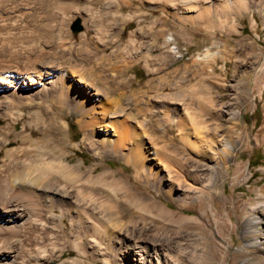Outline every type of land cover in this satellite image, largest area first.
Here are the masks:
<instances>
[{
	"label": "bare ground",
	"instance_id": "6f19581e",
	"mask_svg": "<svg viewBox=\"0 0 264 264\" xmlns=\"http://www.w3.org/2000/svg\"><path fill=\"white\" fill-rule=\"evenodd\" d=\"M137 2L141 8L145 6L141 13H123ZM94 3L101 5L96 9ZM254 8L263 11L264 0H0V264H51L69 249L77 256L58 264H111V260L148 264L146 259L152 254L160 258L176 252L170 234L157 230L148 239V228L136 219L124 220L120 205L123 199L135 200L142 204L141 210L156 211L181 223L188 222L186 216L158 204L155 197L133 191L121 173L109 168L98 173V163L87 168L71 163L65 149L58 145L50 149L34 138L33 126L42 124L47 131L63 133L70 126L66 116L75 113L92 150L123 158L134 167L136 178L152 182L170 200L183 199V203H177L191 210L189 198L197 193L211 197L217 191L218 176L223 171L216 164L228 163L237 141L223 127L224 117L229 114L225 95L216 97L211 90L215 82L226 79L230 57L241 58V51H251L252 47L255 59L251 66H256L264 48L252 42L234 49L235 44L229 48L230 44L218 40L194 55L193 62L184 63L178 73V87L199 96L193 104L183 97V90L182 95L175 91L169 94V101L148 97L145 89L136 87L132 78L125 76L126 68L139 59H144L147 66L151 63V50L136 47L140 38L155 41L163 37L162 45L167 46L163 58L174 62L180 53L177 45L169 44L177 36L192 37L184 32L189 24L204 29L213 38L221 33L241 35L238 25L242 14ZM157 10L163 15L154 17ZM74 15H80L86 26L81 40L92 39L96 48H106L109 36L122 37L125 26L130 25L128 54L121 66L113 60L100 65L95 59L92 64L93 56L87 48L73 50L68 46L66 39ZM251 18V23L257 25L254 13ZM104 19L105 25L91 31L92 22ZM171 24L178 27L171 28ZM156 58L161 59V55ZM89 61L91 65L86 63ZM219 61L217 77L215 64ZM245 65L241 58L234 70ZM104 69H108L109 77L102 74ZM156 69L149 68L154 72ZM177 70L174 67L173 71ZM192 78L196 85L186 88ZM153 81L149 80L156 88ZM190 113L193 119L189 121ZM27 115L30 131L26 133L28 128L20 131L17 125ZM207 115L221 121L211 129ZM149 116L179 128L178 138L186 149L207 162L192 172L184 166L176 170L179 181L182 177L187 180L188 190L183 194L177 191L176 182L168 179L173 169L166 170L163 165L171 164L175 155L170 154L167 141L160 148L149 136ZM1 120L7 124L2 125ZM16 137L21 138V144H14ZM188 175L192 177L188 179ZM211 201L216 204L215 199ZM216 211L219 213L220 207ZM252 221L264 223V204L250 209L242 223ZM134 248L144 260L134 258ZM162 260L170 264L169 258Z\"/></svg>",
	"mask_w": 264,
	"mask_h": 264
},
{
	"label": "rangeland",
	"instance_id": "374dc122",
	"mask_svg": "<svg viewBox=\"0 0 264 264\" xmlns=\"http://www.w3.org/2000/svg\"><path fill=\"white\" fill-rule=\"evenodd\" d=\"M139 3L133 4L129 9H124L123 13L134 11L135 13H141L145 6L141 8L142 4ZM100 5V3H94L92 7L97 9ZM87 6L85 4L84 7ZM252 13H254L258 21L257 25L251 23ZM262 13L264 14V9L261 11L258 8H254L252 12L242 14V20L238 25L241 35L230 36L221 33V36L213 38L204 29L201 30L189 24L188 26L190 27L184 28V32L190 33L192 37H189V35L186 36L187 38L177 36L174 40L175 42L172 41L169 44L171 47L174 44L177 45L180 53L174 62L169 58H163V53L167 49V46L162 45L163 37L155 41L151 40V38H140L136 47H139V49L140 47H148L151 50L149 55L153 61L151 60L148 66L149 68L157 69L155 72L149 70L146 61L139 59L133 63L128 62L130 64L127 65L125 76L132 78V82L136 87L145 89L148 97L169 101L171 99L168 98V95L174 93V91L182 95L183 88L178 87L180 80L178 75L183 64H191L194 55L203 51L213 41L219 40L230 44L228 45L229 48L235 44L234 49L238 48L241 43L250 46L249 43L252 42L257 48H264V15L262 17ZM161 15L163 13L159 10L155 11V13L153 12L154 17ZM77 21L80 29L74 31L73 25ZM106 23L107 19H104L103 22L99 20L92 22L91 31H95V29ZM197 25L201 26V24ZM129 26V24L125 26L122 37L109 36L107 39L110 41V45L106 48H96L95 43L91 42L93 41L92 39L88 41L81 40L80 35L86 31V26L83 24V19L80 15H74L69 25L70 34L66 41L73 50L87 48L93 56L91 59L92 64L95 59L101 62L100 65L106 64L107 60H113L111 62L121 66L128 54L126 46L130 38L128 34ZM170 27L177 28L178 25L175 24V26L172 25ZM250 48L251 51L248 48L241 51V58L247 65L238 68L239 70H234V65L241 58L229 56L226 79L222 83L215 82L216 84L212 88L213 91L211 90L216 97L225 95L224 102H226L225 105H228L226 110L229 111V114L224 117L223 127L226 126L227 130L236 136L237 141L232 148L228 163L220 162L216 164V167L218 169L221 168V172L223 171V174L218 176L217 191L213 192L212 198L200 193L189 198L187 203L191 205V210L187 211L177 203V201L183 203V199L179 200L176 197L174 200H170L169 196L164 191H159L152 182L136 178L134 167L127 164L123 158L101 149L92 150L83 138L84 134L75 118V113L72 112L66 116L70 126L64 129L63 133L57 134L56 132L47 131L41 127L42 124L39 127L33 126L34 129L32 128L34 138L46 143L50 149L55 145L65 149L68 152L66 153L69 155L71 163H81L84 168L98 163L99 165L96 169L98 173L105 168L121 173L127 179L133 191L147 197H155L158 204H163L178 215L186 216L189 219L188 222L181 223L179 220H169L167 216L158 215L156 211L141 210L140 206L142 204L135 200L126 202L123 199V193L120 192V198L123 199L120 206L124 220L136 219L141 225H145L149 231L148 239H151L153 233L157 230L170 234L173 246L176 247V252L167 254L168 256L166 257L159 258L157 254H152L146 259L148 264H163L162 258H169L170 264H264V223L259 224L256 221H252L249 224L247 222L242 223V220L250 215V209L264 204V49L263 54H259L258 64L251 66L253 57L255 59V51L252 50V47ZM158 55H161V59L156 58ZM86 63L91 65V61ZM220 64V61L215 64L217 68L215 75L217 77H219ZM174 67H178V70L175 71L176 73L173 71ZM189 71L190 68L187 72ZM187 72L186 74H189ZM102 74L104 77H109L108 69H104ZM150 79L154 80L153 84L156 88L152 87L149 82ZM190 85H196V79L192 78L187 81L185 87L187 88ZM197 95L196 92H184L183 90V97L186 96L185 99L191 104L199 100ZM214 106L216 108L219 107L217 101L214 102ZM192 115L190 113L189 121L193 119ZM28 116L24 120L19 121L18 130L22 131L24 128H28L26 133L30 131L29 126H26L27 121L30 119V116ZM149 117L147 124L149 136L160 148L167 141L171 146L170 154L173 153L175 155V159H172L171 164L167 166L166 163H163V165L166 170L173 169V174L170 173L168 179L175 181L177 191L183 194L184 191L188 190L187 180L182 177L180 182L177 179L178 176L176 177V170H180L184 166L185 169L187 168V170L192 172L199 165L201 166L207 162L195 157L186 149L178 138L179 128L169 126L162 119ZM207 117L210 118L208 115ZM218 121L221 120H218L215 116L212 119L210 118L209 127L212 129ZM1 124L6 125L7 121L1 120ZM170 137L172 141H169ZM14 144H21V138L16 137ZM165 153L168 152L166 151ZM191 175L187 176L188 179L192 177ZM104 193L106 194L107 192L105 191ZM211 199H215L216 204ZM219 207L220 212L217 213L216 210ZM228 213L232 219L228 216ZM75 256H77V252L69 249L62 258L53 261L51 264H58L66 258ZM133 256L136 259L144 260V255L142 256L137 249H135ZM110 263L119 264V261L111 260Z\"/></svg>",
	"mask_w": 264,
	"mask_h": 264
},
{
	"label": "water",
	"instance_id": "95a60500",
	"mask_svg": "<svg viewBox=\"0 0 264 264\" xmlns=\"http://www.w3.org/2000/svg\"><path fill=\"white\" fill-rule=\"evenodd\" d=\"M79 29H80V26H79L78 21H77V22H75L74 25H73V30H74V31H77V30H79Z\"/></svg>",
	"mask_w": 264,
	"mask_h": 264
}]
</instances>
